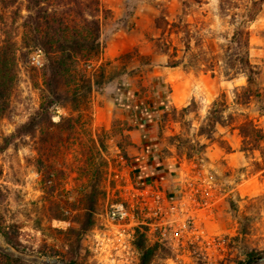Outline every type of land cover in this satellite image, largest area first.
Masks as SVG:
<instances>
[{"label": "rangeland", "instance_id": "obj_1", "mask_svg": "<svg viewBox=\"0 0 264 264\" xmlns=\"http://www.w3.org/2000/svg\"><path fill=\"white\" fill-rule=\"evenodd\" d=\"M99 1L103 52L92 63L105 76L93 84L88 110L60 104L47 120L55 125L43 122L0 153V218L14 225L20 244L14 249L0 233V250L41 264H71L56 252L76 264H141L139 240L152 249L149 264H242L264 254V140L243 151L238 130L253 120L264 134V109L257 96L239 103L246 77L225 75L219 61L235 29L220 17V0ZM234 1L239 8L231 11L241 14L249 0ZM260 1L249 24V60L262 94ZM25 3L18 0L22 13ZM23 51L0 140L43 102L44 55ZM204 52L216 55L212 67L197 60ZM175 60L183 62L170 66ZM217 100L225 123L209 137ZM68 120L72 128L58 126ZM91 192L94 223L78 246ZM117 207L121 215L113 214ZM241 221L246 235L238 233Z\"/></svg>", "mask_w": 264, "mask_h": 264}, {"label": "trees", "instance_id": "obj_2", "mask_svg": "<svg viewBox=\"0 0 264 264\" xmlns=\"http://www.w3.org/2000/svg\"><path fill=\"white\" fill-rule=\"evenodd\" d=\"M25 11L22 13L18 0H0V117L10 107V98L15 87L17 65V52L19 47L24 49L23 57L31 56L40 50L44 55L43 69V102L39 109L29 119L16 126L14 131L4 135L0 140V153L7 149L16 139L23 135H32L37 126L45 122L46 128L55 125L51 119L53 109L60 104H69L74 110H88V102L93 84L102 85L104 82V68L99 65L95 68L92 63L103 52L100 41V24L96 18L100 11L99 0H25ZM185 2V1H184ZM186 3V2H185ZM262 1L249 0L244 3L241 14L232 12V8H239L234 0H220L219 14L221 18L229 17V22L235 29L229 40V45L222 54L221 60L225 75L236 76L242 73L247 84L241 92H236L239 103H249L253 96L262 99L260 108L264 109V92L257 89L256 79L260 72L249 60V24L261 10ZM241 17L240 21L236 17ZM21 21L18 23V21ZM174 25V24H173ZM18 27L21 28L20 44L15 39ZM157 27L160 25L157 22ZM202 65L213 66L216 55L208 56L204 52L199 54ZM182 60L170 61V66H178ZM95 69L94 73L91 71ZM221 102L214 101L208 112L207 134L209 137L215 132L217 124H224ZM190 105L184 107L188 111ZM261 115H264L261 112ZM57 125V124H56ZM61 129H70L72 124L68 121L60 122ZM238 130L243 138V151L258 149L259 142L264 140L262 129L253 120H247L238 125ZM95 192H91L86 209V218L80 230L76 231V239L87 231L92 224L95 209ZM233 212H237L236 205L232 202ZM13 224H6L0 218V233L6 242L14 249H20L17 242ZM238 233L246 235V224L239 223ZM141 252V264H149L152 249L143 240L136 243ZM53 256H62L71 264H76L73 255L53 253ZM0 264H41L30 262L20 256L5 253L0 250Z\"/></svg>", "mask_w": 264, "mask_h": 264}, {"label": "water", "instance_id": "obj_3", "mask_svg": "<svg viewBox=\"0 0 264 264\" xmlns=\"http://www.w3.org/2000/svg\"><path fill=\"white\" fill-rule=\"evenodd\" d=\"M2 251L5 252V253L13 254L15 256H23V257H26V255L21 254L18 251L11 252V251H9L7 249H3ZM242 264H264V254L255 256L252 259L243 262Z\"/></svg>", "mask_w": 264, "mask_h": 264}, {"label": "built area", "instance_id": "obj_4", "mask_svg": "<svg viewBox=\"0 0 264 264\" xmlns=\"http://www.w3.org/2000/svg\"><path fill=\"white\" fill-rule=\"evenodd\" d=\"M122 209H119L118 207H117V209H114V211H113V214H116V215H121L122 214Z\"/></svg>", "mask_w": 264, "mask_h": 264}]
</instances>
